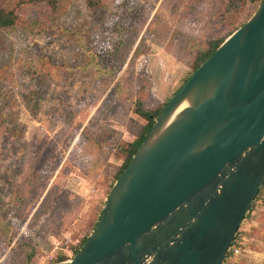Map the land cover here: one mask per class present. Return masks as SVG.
Listing matches in <instances>:
<instances>
[{"label": "rangeland", "instance_id": "374dc122", "mask_svg": "<svg viewBox=\"0 0 264 264\" xmlns=\"http://www.w3.org/2000/svg\"><path fill=\"white\" fill-rule=\"evenodd\" d=\"M43 2H3L19 19L0 31V264L72 260L117 182L124 145L194 73L200 51L259 6ZM239 229V252L224 264H264V194Z\"/></svg>", "mask_w": 264, "mask_h": 264}, {"label": "water", "instance_id": "95a60500", "mask_svg": "<svg viewBox=\"0 0 264 264\" xmlns=\"http://www.w3.org/2000/svg\"><path fill=\"white\" fill-rule=\"evenodd\" d=\"M263 185L260 0L168 102L85 244L58 264H223Z\"/></svg>", "mask_w": 264, "mask_h": 264}, {"label": "trees", "instance_id": "16d2710c", "mask_svg": "<svg viewBox=\"0 0 264 264\" xmlns=\"http://www.w3.org/2000/svg\"><path fill=\"white\" fill-rule=\"evenodd\" d=\"M9 1L14 2L15 5H21V4H24V3L35 4V3H38V2H41V1H45L43 3L48 4V0H28L29 2H26L25 0H23V1H21V0H0V31H4V30L10 29V28H13L18 23L19 17H18V12L16 11V6H14L13 8H9L7 6H4V4H3V2L5 3V2H9ZM251 1L254 2V3H260V0H251ZM224 41H225V39H220V40H216L214 42H211L208 48H206L204 51H200V53L198 54V56L196 58V62H195V65H194V73L200 68L201 65H203L215 53V51L219 48V46ZM168 102L166 103V105L168 104ZM166 105H164V107L161 110L157 111V113H155L154 115L153 114L147 115L148 123L146 125L142 126L141 131H140V133L138 135V138L133 140V141H131V142H127L124 145V147L122 149L124 154H125V156H124V165L119 169V172H118V174L116 176V180L117 181L121 177V175L123 174V172L126 169V167L130 164L132 158L134 157V155L136 154V152L138 151V149L140 148L142 143L145 141L146 137L148 136V134H149V132H150V130H151L153 124H154V122L156 121L158 116L161 114V112L164 110ZM263 194H264V185L261 188V190H260V192H259L254 204L252 205L250 211L244 217L241 225L250 216V213L254 209L256 202L263 197ZM239 237H240V229H239V231H238V233H237V235L235 237L233 245L236 244V242L239 239ZM87 239L84 240L83 245L85 244ZM232 255H233L232 252L229 251L228 255L226 256V258H225V260L223 262V264L229 258H231Z\"/></svg>", "mask_w": 264, "mask_h": 264}, {"label": "built area", "instance_id": "2783aa9c", "mask_svg": "<svg viewBox=\"0 0 264 264\" xmlns=\"http://www.w3.org/2000/svg\"><path fill=\"white\" fill-rule=\"evenodd\" d=\"M239 240V239H238ZM238 240H237V242H236V244H232V246L230 247V252H232V254L234 253V252H239V250L237 249L238 248V246H237V243H238Z\"/></svg>", "mask_w": 264, "mask_h": 264}, {"label": "bare ground", "instance_id": "6f19581e", "mask_svg": "<svg viewBox=\"0 0 264 264\" xmlns=\"http://www.w3.org/2000/svg\"><path fill=\"white\" fill-rule=\"evenodd\" d=\"M183 107H184V106H183ZM183 107H182V108H183Z\"/></svg>", "mask_w": 264, "mask_h": 264}]
</instances>
